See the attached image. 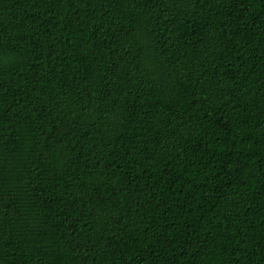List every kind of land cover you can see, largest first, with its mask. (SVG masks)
Returning a JSON list of instances; mask_svg holds the SVG:
<instances>
[{
	"label": "trees",
	"instance_id": "trees-1",
	"mask_svg": "<svg viewBox=\"0 0 264 264\" xmlns=\"http://www.w3.org/2000/svg\"><path fill=\"white\" fill-rule=\"evenodd\" d=\"M0 264H264V0H0Z\"/></svg>",
	"mask_w": 264,
	"mask_h": 264
}]
</instances>
